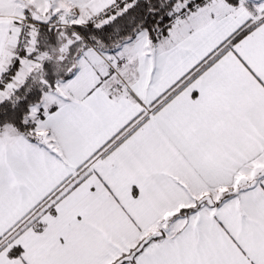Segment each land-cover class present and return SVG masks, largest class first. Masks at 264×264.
I'll return each instance as SVG.
<instances>
[{
	"label": "snow or ice",
	"instance_id": "obj_1",
	"mask_svg": "<svg viewBox=\"0 0 264 264\" xmlns=\"http://www.w3.org/2000/svg\"><path fill=\"white\" fill-rule=\"evenodd\" d=\"M0 264H264V0H0Z\"/></svg>",
	"mask_w": 264,
	"mask_h": 264
}]
</instances>
